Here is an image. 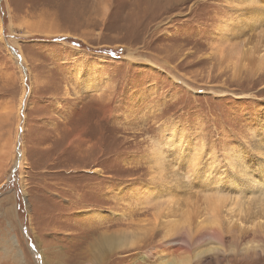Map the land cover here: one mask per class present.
Here are the masks:
<instances>
[{
  "label": "rangeland",
  "instance_id": "374dc122",
  "mask_svg": "<svg viewBox=\"0 0 264 264\" xmlns=\"http://www.w3.org/2000/svg\"><path fill=\"white\" fill-rule=\"evenodd\" d=\"M237 2L0 0V205L12 210L0 211V264H44L40 253L48 264L86 262L103 231L133 237L104 264H156L145 253L169 209L202 210L222 195L255 206L264 28L249 37L250 3ZM244 42L258 48L247 64L237 61ZM236 213H223L227 226H239ZM244 223V236L215 239L219 252L190 264H264V239Z\"/></svg>",
  "mask_w": 264,
  "mask_h": 264
},
{
  "label": "bare ground",
  "instance_id": "6f19581e",
  "mask_svg": "<svg viewBox=\"0 0 264 264\" xmlns=\"http://www.w3.org/2000/svg\"><path fill=\"white\" fill-rule=\"evenodd\" d=\"M239 2H237L240 6H242V2H249L250 6L248 7L246 13L243 15L244 16V23L245 24V29L247 28L248 31L250 32L249 37H251L252 35H255L256 37L260 38V34L259 33H255V31L257 30H261L264 28V14L262 16V14H260L261 12V6H258V0H238ZM264 13V10H262ZM242 28V27H241ZM244 28V27H243ZM26 30V29H25ZM241 32H243V29H240ZM259 41H257L256 43H258ZM249 43V44H248ZM246 44H248V46L246 47V49L242 50L241 52H239L240 56L237 59V61H239V63L241 64H247L249 62L253 61L252 55L258 51V48L256 47V44L253 42H244L245 46ZM263 50V49H262ZM233 65H235L234 69H235V75L236 73H239V71L242 69V67L238 66L236 64V61L233 62ZM32 77V76H31ZM82 77V76H81ZM34 79V78H33ZM82 79V78H81ZM87 79H84V89L86 88V86L88 85V83L86 84L85 81ZM35 82V81H33ZM81 83V82H80ZM37 84V83H35ZM20 100V99H19ZM20 107V106H18ZM172 133V132H171ZM184 144V143H183ZM190 146V145H189ZM193 147V146H192ZM193 150V149H192ZM160 151H157V154L155 157V162L154 165H158V161L160 160ZM193 152V151H192ZM156 153V152H155ZM159 153V155H158ZM175 153V152H174ZM194 153V152H193ZM167 154V153H166ZM181 154V153H180ZM165 155V154H164ZM168 155V154H167ZM178 155V154H177ZM191 155V154H190ZM162 156V155H160ZM173 156V155H172ZM193 156V154H192ZM167 157V156H166ZM170 158V157H169ZM177 158V157H176ZM175 160V158H173ZM169 160V159H168ZM193 160V159H192ZM167 161V160H165ZM164 161V163H165ZM172 161V159H171ZM195 161V160H193ZM22 162V161H21ZM162 162V160H161ZM173 162H178V161H173ZM196 162V161H195ZM19 163V162H18ZM163 163V162H162ZM169 164V163H167ZM176 164V163H175ZM174 164V165H175ZM178 164V163H177ZM18 165V164H17ZM22 165V164H21ZM153 165V167H154ZM171 165V164H170ZM184 165V164H183ZM159 166V165H158ZM181 166V165H180ZM195 166V165H194ZM172 167V166H171ZM158 168H161L160 166ZM18 169V168H17ZM155 169V168H154ZM170 169H168V172ZM258 171V169H256ZM255 170V171H256ZM155 171V170H154ZM161 171V170H160ZM163 172V171H162ZM161 172V173H162ZM167 172V171H166ZM260 171L256 172L255 175L257 177H260L259 174ZM156 174V173H155ZM165 174V173H164ZM161 176V175H160ZM165 176V175H164ZM202 176V175H200ZM171 177V176H170ZM199 177V176H198ZM164 178V177H162ZM201 179V177H200ZM199 179V180H200ZM162 180V179H161ZM160 180V181H161ZM155 181V180H154ZM197 181V180H196ZM262 181V180H261ZM203 182V181H202ZM157 183V182H156ZM260 183V182H259ZM255 184V182H254ZM261 186H259V188L261 189L262 187V182L260 183ZM256 186V185H254ZM264 186V185H263ZM258 188V189H259ZM236 189V187H235ZM16 190V189H15ZM20 191V190H19ZM229 191V190H228ZM241 193L244 194V192H242L243 190H240ZM237 192V191H236ZM262 194H259L257 197L255 196V198L252 196L251 198L253 199L252 204L255 205L252 207L251 203L249 204H245L243 206V204H239L238 201L236 202H231L226 200L224 198V195L220 197H218L219 199L217 201H214L213 204L209 207V208H204L201 210V208H197L196 210L193 208V204L192 202L189 203H185L183 205L180 206H176L174 207L175 210L169 209L171 212H168L169 214H167L160 223V229L162 230V236L159 240V245L157 248H153V250H150L148 252H146V258L147 259H154L155 256H159L158 258L160 259L158 263L156 264H190L191 262H195V261H199V259H201L204 255L209 254V253H218L219 249L216 247V245H212L211 243L214 242V240H218L221 241L222 240V236L223 235H228L231 237V234H234L236 232H238L235 236H233L234 238H239L240 236H244V234L247 232L248 228L245 229V223L247 222L251 225V229L254 230L253 234H258L259 235V239L262 241V239H264V191H260ZM18 193V192H17ZM251 193V192H250ZM248 193V194H250ZM259 193V192H258ZM247 194V195H248ZM252 194V193H251ZM250 194V195H251ZM19 195V194H18ZM166 195H169V193H166ZM246 195V196H247ZM242 196V194H241ZM245 196V194H244ZM188 197V196H187ZM192 197V196H191ZM205 197V194L204 196ZM239 197V196H238ZM249 197V196H248ZM210 198V197H209ZM216 198V197H215ZM229 198V197H228ZM242 198V197H239ZM184 200V199H183ZM186 201H188L187 199H185ZM190 200V199H189ZM243 200V199H242ZM218 201H221L218 202ZM241 201V200H240ZM168 202L170 203V201L168 200ZM202 202V201H201ZM247 202V200H246ZM172 203V202H171ZM179 203V202H178ZM233 203V204H231ZM11 202L9 199H6L4 201V203L2 205H0V211H2L3 215L6 216L7 214L10 215L11 213ZM172 205V204H171ZM175 205V204H174ZM206 205V204H205ZM4 206V207H3ZM164 206V205H163ZM166 206V205H165ZM170 206V205H169ZM243 206V207H242ZM172 207V206H171ZM239 207V208H237ZM166 208H169L166 206ZM193 208V209H192ZM256 210L251 216H249V212L251 210ZM163 210L165 211V209L163 208ZM30 211V210H29ZM167 211V210H166ZM235 211L237 212L235 215H237L239 217V215H242L246 218H243L242 216L239 217L240 219V223L239 226L237 227H229L227 226L224 222H225V217L226 215H231L233 213H235ZM163 212V211H162ZM225 212L226 215H223V213ZM32 213V212H31ZM100 213V212H99ZM32 215V214H31ZM103 216V214H102ZM249 216V217H248ZM116 217V216H115ZM158 217V215H157ZM91 217H89L90 219ZM93 218V217H92ZM85 219V218H84ZM158 219V218H156ZM162 219V218H161ZM18 221V220H17ZM82 221V220H81ZM85 221V220H84ZM96 221V220H95ZM116 221V219H115ZM153 221V220H152ZM155 221V220H154ZM88 222V221H87ZM97 222V221H96ZM100 222V221H99ZM157 222V221H156ZM19 223V222H18ZM81 225H83V222H80ZM94 223V222H93ZM111 223V222H110ZM152 223V222H151ZM159 223V222H158ZM155 225V228H157V224ZM115 224V223H114ZM87 225V224H86ZM112 225V224H111ZM153 225V227H154ZM22 227V226H21ZM81 227V226H80ZM101 228V226H99ZM106 227V225L104 226ZM152 227V229H153ZM23 228V227H22ZM84 228V225L83 227ZM85 229V228H84ZM83 229V230H84ZM158 229V228H157ZM156 229V230H157ZM10 230V229H9ZM96 230V229H95ZM102 230V229H101ZM107 230V228H106ZM22 231V230H21ZM44 231V230H43ZM47 230H45L46 232ZM96 232V231H95ZM105 231H103L102 236L97 239L95 238L96 243H93L92 246V254H93V258L92 260H86V262H82V261H78L76 264H104V261L102 260L104 253L106 252H111V251H116V249H120L123 248L125 249L127 246H132V236L131 235H122V236H107V234H104ZM117 232H121V231H117ZM24 233V232H23ZM29 233V231H28ZM91 233V232H90ZM94 233V232H93ZM106 233V232H105ZM113 233V232H111ZM160 233V232H159ZM10 234V233H9ZM13 234V233H12ZM30 234V233H29ZM92 234V233H91ZM98 234V233H97ZM154 234V233H153ZM157 234V233H156ZM155 234V235H156ZM31 236V235H30ZM86 236V235H85ZM100 236V234H99ZM87 237V236H86ZM94 237V235H93ZM137 236L135 235V238ZM262 238V239H261ZM75 239V238H74ZM93 239V238H92ZM18 240V239H17ZM165 240L168 241V243H165ZM12 247L14 245H16V240L14 239V237H11L10 239ZM23 241V240H22ZM29 241V240H28ZM89 241V240H88ZM87 241V242H88ZM93 241V240H92ZM91 241V243H92ZM202 242V243H201ZM20 243V242H19ZM34 243V242H33ZM37 243V242H36ZM204 243L208 244V247L206 248H202ZM39 244V243H38ZM75 244V243H74ZM77 244V243H76ZM79 244V243H78ZM158 244V243H157ZM176 244H180L177 245L175 247ZM203 244V245H202ZM164 245V249H161V246ZM166 245V246H165ZM55 246V245H54ZM59 246V245H57ZM72 246V243H71ZM180 246L181 249L185 252V255L187 252L190 253L189 256H182V257H171L168 258V256L166 258H161V255L164 254H170V253H174L179 251L177 249V247ZM83 247V246H82ZM76 248V247H75ZM74 248V250H75ZM78 248V247H77ZM80 248V247H79ZM86 248V246H85ZM130 248V247H129ZM127 249V248H126ZM37 250V249H36ZM53 250V249H52ZM86 250V249H85ZM223 250V249H222ZM221 250V252H223ZM46 251V250H44ZM77 252L79 250H76ZM15 252V251H14ZM56 252V251H54ZM62 252V251H61ZM181 252V251H180ZM40 253V252H39ZM63 253V252H62ZM82 253V252H79ZM137 253V252H136ZM182 253V252H181ZM41 257L43 258L44 264H48L47 260L45 259V256L43 253H40ZM49 254V253H47ZM64 254V253H63ZM66 254V253H65ZM69 254V253H68ZM78 254V253H76ZM184 254V253H183ZM224 254V252H223ZM83 255V254H82ZM87 255V254H86ZM134 255V254H133ZM49 256H51L49 254ZM53 256H55L53 254ZM59 256V255H58ZM81 256V255H80ZM145 256V255H144ZM138 257V255H137ZM14 261L16 262H20V258H19V253L18 255H14L13 256ZM52 258V257H51ZM55 258V257H54ZM61 258V257H60ZM59 258V259H60ZM81 258V257H80ZM88 259V258H87ZM136 259V258H135ZM142 259V258H141ZM46 260V261H45ZM128 260V259H127ZM39 261V260H38ZM37 261V262H38ZM133 262V260H131ZM135 261V260H134ZM158 261V260H156ZM150 262V261H149ZM202 263V262H200Z\"/></svg>",
  "mask_w": 264,
  "mask_h": 264
}]
</instances>
